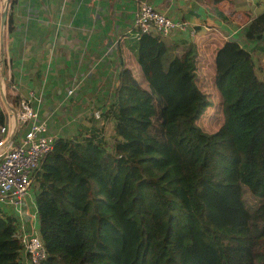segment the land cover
<instances>
[{"label":"trees","instance_id":"16d2710c","mask_svg":"<svg viewBox=\"0 0 264 264\" xmlns=\"http://www.w3.org/2000/svg\"><path fill=\"white\" fill-rule=\"evenodd\" d=\"M16 6L8 0V32ZM242 36L264 40V11ZM132 41L112 59L113 79L80 56L112 144L92 125L69 134L70 120L42 158L33 225L43 263L264 264V66L212 28ZM19 234L0 210V264H24Z\"/></svg>","mask_w":264,"mask_h":264},{"label":"crops","instance_id":"0c3cea01","mask_svg":"<svg viewBox=\"0 0 264 264\" xmlns=\"http://www.w3.org/2000/svg\"><path fill=\"white\" fill-rule=\"evenodd\" d=\"M147 1L169 17L185 20L195 29V35L212 28L225 39L224 34L229 33L230 30H236L234 36L229 39H235L239 45L250 50L256 62L264 66V40L246 41L242 36L243 28L251 18L264 11V0ZM18 5L13 14L14 29L12 30L14 33L5 34L7 37L4 45L5 52L10 57L12 70L14 65L17 70L20 69L22 74H18L17 77L23 76L28 85L40 82L42 77L40 73H43L45 65L48 64V83L44 96L46 103L50 104L49 111L52 110L49 117V128L55 136H58L63 132V128L56 125L55 117L68 111H71L68 114L71 115L74 111L76 113V110H81L80 104L82 107L86 98L99 102L98 96L102 92L97 85L94 91L86 92L85 90L83 94L76 92L75 95L79 94L76 100L63 102L61 99L64 88L73 77H76V80L83 77L82 81L79 80L80 87L83 83H88L82 71L83 68H78V65H81L80 56L84 55L88 59L89 63L85 66L87 69L91 62H96L94 67L90 66V71L104 69L103 76L111 74V79H113L119 67L112 64V59L118 55L117 52L120 51L121 46L128 47L133 42L126 31L131 22L136 0H18ZM58 8L62 18H66L69 24L64 31L58 34V44L55 46V53L51 59L48 49L42 45V40L52 36L54 20H51L50 29L41 27L39 21L43 15L47 16L45 12L48 16L57 14ZM55 10V14L52 13ZM34 11H38L41 15L36 17ZM35 18L38 20L37 23L32 20ZM103 28L107 30L106 36H104ZM99 33L103 34V39L100 38ZM184 36L183 33L173 32L164 37V40L168 42L187 40ZM107 41H110L108 45H106ZM24 59L28 63L22 62ZM6 81L8 82V76ZM87 86L89 87L90 83ZM16 90L13 91L17 96L23 91L22 88L18 92ZM79 98H83L81 103H79ZM5 113L3 109V122L6 117ZM25 199L27 204L34 201L33 195ZM25 229L28 230L27 227Z\"/></svg>","mask_w":264,"mask_h":264},{"label":"built area","instance_id":"2783aa9c","mask_svg":"<svg viewBox=\"0 0 264 264\" xmlns=\"http://www.w3.org/2000/svg\"><path fill=\"white\" fill-rule=\"evenodd\" d=\"M132 12L131 22L126 31L132 39L137 40L145 32H151L162 38L173 32H179L183 33L184 39L187 40L195 34L193 27L185 20L169 17L147 0H136V6ZM32 20L36 21V19ZM10 32L14 33L13 30ZM10 32L6 25V34ZM235 32L236 30H230L223 37L229 39ZM55 37L56 33L53 31L52 38ZM49 54L51 55V51ZM4 62L9 69L11 67L9 60H2L1 64L3 65ZM18 74H22L20 69L15 73L8 72L6 86L10 91L20 88L23 91L15 97L17 99L15 107L10 102L5 105L8 111L5 110L6 117L4 122L0 123V206L13 207V213L19 216L17 227L20 229L19 237L24 264H44L46 251L33 225L35 212H29L24 197L31 189L42 158L51 149L56 137L49 128L52 110L49 111L50 104L46 103L44 96L48 83V64L45 65L43 73H40L42 77L37 84L28 85L23 76L17 77ZM0 86L3 87L1 84ZM75 90H78L80 94L85 92V88L80 87L79 80L73 77L64 88L61 96L63 102H68ZM27 217L29 221L23 222Z\"/></svg>","mask_w":264,"mask_h":264},{"label":"rangeland","instance_id":"374dc122","mask_svg":"<svg viewBox=\"0 0 264 264\" xmlns=\"http://www.w3.org/2000/svg\"><path fill=\"white\" fill-rule=\"evenodd\" d=\"M4 2H6V0H0V10L1 11L4 9V6H5ZM60 10H61V7H60ZM60 10L57 14H55L53 16H48V14L45 12V14L47 16L43 15V17L39 21V25L41 27L50 29L51 20H54L53 31H54V33H56V37L52 38V36H51L48 39L42 40V45L48 49V53L51 51V59L54 56L55 49H56L55 46L58 43V33H61L62 31H64L65 26H68V24H69L68 20L66 18H62V14H61ZM56 18H58V20H59L58 22H57V20H55ZM48 19H49V22H48ZM6 25H7V22L5 19V22H4V25L2 28V34H0V79L3 80V82L0 80V84L3 85V87L1 86L0 101L3 102V104H1L2 110L4 109V110L8 111V108H6L5 105L8 102H10L13 105V107H15L16 101H17V99H15V97H17V95L15 94L14 91H10L9 88L6 86V83H7L6 77L8 76V72L15 73L17 71V68H15L14 67L15 65H14L13 71H12V67H10L8 69V67L5 63L3 65L1 64V58L3 61L10 59L9 55L6 54L5 47H4L5 42L7 40V37L5 36ZM52 27H53V24H52ZM17 44H19V43H17ZM2 48H3V50H2ZM22 62L28 63V61L25 59ZM10 66H12V65L10 64ZM51 68H52V66H51ZM3 77H5V79H3ZM79 80L82 81L83 77L81 76V78ZM97 89H98V91L100 90L99 88H97ZM77 96H79L78 93L75 96H73V99L76 100ZM3 100H6L7 102L5 103ZM69 101H71V99ZM82 105L83 106L80 107L81 110H76V119L77 120L73 119V117L68 115L71 112V111H68V112H65L63 115H57L55 117L57 120L56 125L62 129L64 126H67L68 121L70 122V120H71L72 124H71V126H69V128H71V131H69V134H71L72 132H76L78 130H82V128L89 129L91 127V125L96 126L98 128L100 135L102 136L103 140L105 141V145L108 148H111L112 138L110 135V130L112 127V120L111 119L104 120L103 117L99 116V114H100V109H99L100 103L97 102L95 99L93 101H91L89 98H86ZM14 110H16V108ZM73 113H75V112H73ZM36 189H37V182L34 180L32 183L31 189H29L28 192L25 194L24 199L29 198L31 195H33V198H34V194H35ZM25 201H26V199H25ZM33 202H29L27 204V209L29 210V212H31V211L36 212L34 209V205H33L34 203ZM0 210H1V214L12 215L16 219V223L19 222V218H18L19 216L17 214L13 213V210H14L13 207H4L1 205ZM24 220H23V222L27 223L29 221V218L28 217L24 218ZM34 223L36 224L37 222L34 220Z\"/></svg>","mask_w":264,"mask_h":264},{"label":"water","instance_id":"95a60500","mask_svg":"<svg viewBox=\"0 0 264 264\" xmlns=\"http://www.w3.org/2000/svg\"><path fill=\"white\" fill-rule=\"evenodd\" d=\"M4 9L0 11V34H2V28L6 19L7 11H8V0H6ZM0 94H1V86H0Z\"/></svg>","mask_w":264,"mask_h":264}]
</instances>
